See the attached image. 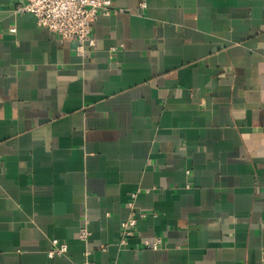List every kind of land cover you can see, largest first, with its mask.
<instances>
[{
	"label": "crops",
	"instance_id": "obj_1",
	"mask_svg": "<svg viewBox=\"0 0 264 264\" xmlns=\"http://www.w3.org/2000/svg\"><path fill=\"white\" fill-rule=\"evenodd\" d=\"M111 1L80 55L0 0V264H264V0Z\"/></svg>",
	"mask_w": 264,
	"mask_h": 264
},
{
	"label": "built area",
	"instance_id": "obj_2",
	"mask_svg": "<svg viewBox=\"0 0 264 264\" xmlns=\"http://www.w3.org/2000/svg\"><path fill=\"white\" fill-rule=\"evenodd\" d=\"M115 11L118 9L113 7L111 0H25L15 7L16 14H32L40 27L57 35L61 41H75L77 52L80 55L85 53L86 47L93 48L96 45L92 23L97 15L99 13L109 15ZM137 196L138 192L130 193L127 206L131 209V213L121 223L119 245L126 244L128 239L135 235L138 221L148 215L146 212L134 209ZM87 235L86 229L83 228L81 230L82 238H87ZM145 245L149 249L159 250L162 246V240L157 238ZM51 246L50 257L66 253V245L61 241L53 240ZM85 264L92 263L86 262Z\"/></svg>",
	"mask_w": 264,
	"mask_h": 264
},
{
	"label": "water",
	"instance_id": "obj_3",
	"mask_svg": "<svg viewBox=\"0 0 264 264\" xmlns=\"http://www.w3.org/2000/svg\"><path fill=\"white\" fill-rule=\"evenodd\" d=\"M9 1H10V0H8V1H6V0H2V2H4V3H5V2H9Z\"/></svg>",
	"mask_w": 264,
	"mask_h": 264
}]
</instances>
